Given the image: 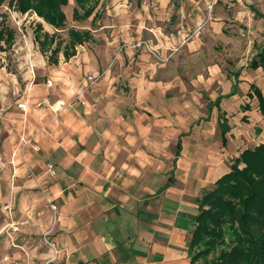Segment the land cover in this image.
Masks as SVG:
<instances>
[{"label": "rangeland", "instance_id": "obj_1", "mask_svg": "<svg viewBox=\"0 0 264 264\" xmlns=\"http://www.w3.org/2000/svg\"><path fill=\"white\" fill-rule=\"evenodd\" d=\"M87 2L95 8L85 18L76 0H67L61 6L65 26L58 30L33 9L20 12L14 1L5 0L0 6V21L14 34L12 42L0 51V255L15 252L11 237L1 232L10 222L4 212L9 201L14 219L28 220L16 242H26L33 253L41 247L34 240L40 235H32L31 228L36 225L34 215L42 202H30L27 193L22 199L20 193L46 190L57 175L46 171L37 178L29 170L21 178L16 170L23 145L20 124L24 126L26 113L29 116L34 109L49 107L56 114L63 109H78V103L85 106L84 95L93 86L102 85L107 91L113 88L130 98L126 117L135 115L136 122L145 127L156 130L161 124L167 133L203 136L204 143L217 148L226 138L225 146L217 151L228 165L225 171L244 150L264 143V115L257 99L248 97L253 83L264 93V71L251 67L252 60L264 50V0ZM76 9L80 16H75ZM39 25L42 38L45 34L53 37L46 53L36 41ZM70 30L92 35L78 45L68 65L75 77L71 91L75 88L74 92L81 93H74L69 108L56 110L49 102L38 107L40 96L28 90V84L33 79L42 82L52 78L48 68L53 70L54 65L67 66L63 50L69 46ZM56 47L61 50L59 64H50L48 56ZM89 75L93 79L87 81ZM65 86L59 81L56 87H50L49 97L54 100V90ZM219 97L220 107L215 106ZM26 101L29 108L18 107L19 102ZM30 178L37 183L33 188L25 186Z\"/></svg>", "mask_w": 264, "mask_h": 264}, {"label": "crops", "instance_id": "obj_2", "mask_svg": "<svg viewBox=\"0 0 264 264\" xmlns=\"http://www.w3.org/2000/svg\"><path fill=\"white\" fill-rule=\"evenodd\" d=\"M65 62L48 68L55 87L67 84L54 90V100L48 80L28 84L40 96L38 107L69 108L81 93L71 91L75 77L71 60ZM84 96L85 106L58 114L33 108L20 124L19 176L31 170L40 178L49 163L57 169L46 190L20 193L42 202L32 235L50 230L70 264H189L199 200L230 170L217 154L223 138L217 148L203 136L167 133L161 124L145 127L135 115L126 117L130 98L113 88L96 85ZM19 103L29 108L28 101ZM35 184L30 178L25 186ZM51 201L58 205L55 214Z\"/></svg>", "mask_w": 264, "mask_h": 264}, {"label": "trees", "instance_id": "obj_3", "mask_svg": "<svg viewBox=\"0 0 264 264\" xmlns=\"http://www.w3.org/2000/svg\"><path fill=\"white\" fill-rule=\"evenodd\" d=\"M13 1L20 12L33 9L56 30L65 26L66 18L61 6L67 4V0H10V3ZM87 1L76 0L78 8L85 11V18L95 8L94 4L87 5ZM4 2L0 0V6ZM79 9L75 10V16H80ZM41 30L39 25L36 41L41 52L46 53L53 37L45 34L42 38ZM13 36V32L0 21V51L4 50V44L12 42ZM90 39L89 31L70 30L69 46L63 50L66 61L76 55L78 45ZM60 52V47L51 51V56H48L50 64L59 63ZM251 67L264 71V50L252 60ZM248 97L257 99L259 110L264 115L262 89L253 83ZM215 106L220 107V97ZM223 143L226 144L225 138ZM195 222L188 243L189 264H264V143L244 150L234 159L230 171L204 193L199 200Z\"/></svg>", "mask_w": 264, "mask_h": 264}, {"label": "built area", "instance_id": "obj_4", "mask_svg": "<svg viewBox=\"0 0 264 264\" xmlns=\"http://www.w3.org/2000/svg\"><path fill=\"white\" fill-rule=\"evenodd\" d=\"M92 79L93 76L89 75L87 81ZM53 84L52 80L47 81L48 88L52 87ZM69 105H72V103ZM18 107L23 110L28 108L25 103H19ZM47 172L51 176L57 175L55 165L49 163L47 165ZM49 204L51 210L55 214L58 210V206L53 201L49 202ZM4 212L7 213L10 222L1 229V232L7 233V235L11 237V246L14 248L15 252L0 255V264H70V256L63 251L50 230L40 235L39 239H37V237L34 238L37 243L39 242L38 245H41V247L39 246L40 250L38 249L37 252L35 251L33 253L29 248H26L32 247L26 242L21 241L23 244L16 242V236L21 232L22 226L28 224V220H22L19 222L14 219L16 216L13 213V205L11 202L6 203ZM52 224H55V218H53ZM14 234L16 235L13 236ZM25 238L26 237H23L24 240ZM17 250H20L22 253L17 254Z\"/></svg>", "mask_w": 264, "mask_h": 264}]
</instances>
